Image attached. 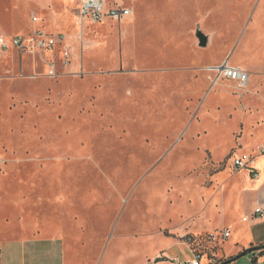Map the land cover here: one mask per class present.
<instances>
[{
  "label": "rangeland",
  "instance_id": "rangeland-1",
  "mask_svg": "<svg viewBox=\"0 0 264 264\" xmlns=\"http://www.w3.org/2000/svg\"><path fill=\"white\" fill-rule=\"evenodd\" d=\"M50 1L66 18L52 21ZM67 1L41 0L37 23L21 9L15 26L4 15L12 6L0 2L7 43L19 32L63 34L71 54L64 62L62 47L43 56L0 51V225L8 227L0 239L53 230L78 264H141L175 226L238 229L251 205L247 171L232 158L255 159L264 146V0L213 1L218 14L203 29L216 31L214 41L200 49L189 35L171 50L140 18L82 23L77 0ZM218 62L246 67L238 68L247 87L215 82ZM204 244L224 260L223 242ZM173 252L178 264L192 258L184 246Z\"/></svg>",
  "mask_w": 264,
  "mask_h": 264
},
{
  "label": "crops",
  "instance_id": "crops-1",
  "mask_svg": "<svg viewBox=\"0 0 264 264\" xmlns=\"http://www.w3.org/2000/svg\"><path fill=\"white\" fill-rule=\"evenodd\" d=\"M151 1L152 2H150V0H145L146 3L144 4V1L142 2V0H132V6L130 8L132 10V16L127 20L134 22L136 18H140V22L152 24L153 29L149 28L148 32H150L166 49H179L185 43L186 37L188 38L189 35L193 38V45L191 46L199 48L194 36L196 27L199 24H201L203 32L210 35V42L212 43V41H214L216 31H205L203 27L206 26L205 23L207 20L218 14V11L214 12L210 7L213 1L217 2L218 0ZM255 1L257 0H248L250 3H255ZM0 2L12 6V11H4L6 21L11 26L18 24L19 10L25 9L26 11H29V14L27 15L29 21H32V18L38 10H43L41 0H0ZM219 2H224V4L225 2L232 3V1L227 0H219ZM63 3H68V1L63 0ZM50 6L53 8L52 13L50 14L53 22L57 23L60 17L66 18L65 14H58L59 5L57 6L54 2L50 1L48 7ZM194 6H199V12ZM48 7H46V9H49ZM169 15H172L175 19L174 22L176 21L175 24H177L175 27H165L166 24H164V20H166ZM186 18H189L191 24L195 26L193 30L191 29L187 32L183 24ZM32 23L35 22L32 21ZM180 24H182L181 27ZM30 34L31 33L28 32H19V34L15 36H27ZM127 34L128 31L126 30L123 34V38L126 37ZM7 35L8 33L2 30L0 36L6 39L5 36ZM15 36L10 37L9 39L11 40ZM67 42L69 43V40ZM36 55L43 56V54ZM221 63L222 62H218L213 65V67H218ZM178 65L182 67V63L181 65ZM170 66L175 65L172 63ZM238 67L246 70V67H243L242 65ZM247 155L251 156L250 154ZM258 156L264 158L263 155L257 153L253 163L249 166L250 169L245 170L247 171L245 174L246 187L244 188L243 193L244 195H247V202L251 205L250 209L245 212L246 215L241 219L238 229L237 225H234L233 223L228 224L226 227L222 226V229H228L230 231L229 238L234 236V240L231 241V246L227 247L223 243L219 248V252L224 256V260H228L226 264H264V216L256 217L253 215L254 208L257 205L264 203V159L260 160ZM243 172L244 170H240L239 174ZM216 196H214V199ZM205 220L206 219L200 221L203 222ZM197 224L198 222L196 224L188 223L171 228L169 237L167 236L159 240L163 242V245L157 246V248H161L160 253L147 259L141 264H178V257H176L173 252L175 246L186 247L188 252L192 255V258L190 259L192 260L193 254L189 246L186 244L185 239L188 236H206L214 231V227L210 229L203 228L195 230L194 228H197L195 227ZM0 230H8V227L0 225ZM60 235L61 233L53 230L37 234L30 238L25 237L24 235H7V238L0 239V264H78L75 255H73V252L67 246L65 239ZM261 247L262 249L260 250L243 255L245 250ZM132 254H134V256L132 255V258H136V252H133ZM150 255L151 253L149 252L146 253L145 256L142 254L144 258ZM159 259H163V261H157ZM116 264H122V262L119 261ZM201 264H207V259L202 258Z\"/></svg>",
  "mask_w": 264,
  "mask_h": 264
},
{
  "label": "built area",
  "instance_id": "built-area-1",
  "mask_svg": "<svg viewBox=\"0 0 264 264\" xmlns=\"http://www.w3.org/2000/svg\"><path fill=\"white\" fill-rule=\"evenodd\" d=\"M76 10L78 12L77 17H79L82 23L86 20L97 23L103 22L104 20H111L120 23L132 16V10L130 8H126L122 4L117 3L108 6L105 0H77ZM32 21L36 23L39 22L40 19L34 16ZM9 46L17 51L33 56L36 54H44L56 47H62L64 62H67L68 57L71 55L66 43V38L63 34L48 35L41 31H34L27 36H15L9 43L0 36V51L7 50ZM215 71L217 72L215 82L221 78L230 80L236 83L238 89H244L248 85L249 74L238 67H232L225 63L217 67ZM258 153L264 156V146L258 149ZM253 159V157L247 154L233 156L232 167L236 171L248 170L250 169L249 166L254 161ZM253 215L256 217L264 216V203L254 208ZM229 236L230 231L228 229H222L218 233H211L203 237L188 236L185 242L193 254V259L185 264H201L202 258L207 259V264H218L220 261L216 260L215 254H211L212 252L209 253L204 243L210 245L216 241L224 243Z\"/></svg>",
  "mask_w": 264,
  "mask_h": 264
},
{
  "label": "water",
  "instance_id": "water-1",
  "mask_svg": "<svg viewBox=\"0 0 264 264\" xmlns=\"http://www.w3.org/2000/svg\"><path fill=\"white\" fill-rule=\"evenodd\" d=\"M77 15H78V12L76 10V16ZM194 36L197 40V46L199 48H207L210 45V35L205 34L203 32L201 24H199L196 27V30L194 32ZM260 249H262V247L261 248H251V249L245 250V252H243V255L250 253V252H253V251H256V250H260ZM157 261H163V259H159Z\"/></svg>",
  "mask_w": 264,
  "mask_h": 264
},
{
  "label": "trees",
  "instance_id": "trees-1",
  "mask_svg": "<svg viewBox=\"0 0 264 264\" xmlns=\"http://www.w3.org/2000/svg\"><path fill=\"white\" fill-rule=\"evenodd\" d=\"M263 251H264V247H263ZM228 262V260H223V261H220L218 264H226Z\"/></svg>",
  "mask_w": 264,
  "mask_h": 264
}]
</instances>
